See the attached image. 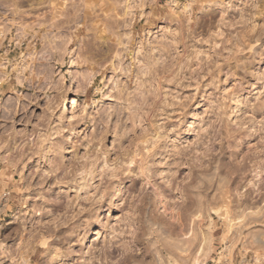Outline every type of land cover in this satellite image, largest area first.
Here are the masks:
<instances>
[{
	"label": "clouds",
	"instance_id": "obj_1",
	"mask_svg": "<svg viewBox=\"0 0 264 264\" xmlns=\"http://www.w3.org/2000/svg\"><path fill=\"white\" fill-rule=\"evenodd\" d=\"M210 261L264 264V0H0V264Z\"/></svg>",
	"mask_w": 264,
	"mask_h": 264
},
{
	"label": "rangeland",
	"instance_id": "obj_2",
	"mask_svg": "<svg viewBox=\"0 0 264 264\" xmlns=\"http://www.w3.org/2000/svg\"><path fill=\"white\" fill-rule=\"evenodd\" d=\"M31 165H29V167H30ZM225 211V209H223V208H218V209H215L214 211H213V216H217V215H219V214H222L223 212ZM253 227H260L259 225H254ZM248 231H251V229H248ZM202 254V253H201ZM209 264H211V261L209 262Z\"/></svg>",
	"mask_w": 264,
	"mask_h": 264
}]
</instances>
